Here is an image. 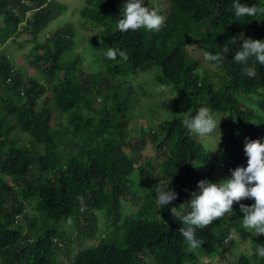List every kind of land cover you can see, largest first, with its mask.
<instances>
[{"label": "trees", "instance_id": "1", "mask_svg": "<svg viewBox=\"0 0 264 264\" xmlns=\"http://www.w3.org/2000/svg\"><path fill=\"white\" fill-rule=\"evenodd\" d=\"M235 2L159 0L151 7L147 0L142 5L165 19L161 30L120 32L123 8L116 0H86L81 16L98 28L87 41L103 67L94 74L84 72L72 54L71 31L59 28L38 42L50 20L64 12L55 0H0V48L30 34L36 70L28 81L7 53L0 56V264H205L203 259L225 263L233 257V264H264L256 254L264 236L255 235L250 256L235 251L234 234L249 230L240 206L253 205L251 199L234 202L222 218L195 229L203 241L195 250H188L179 232L200 181H223L216 175L221 167H247L239 128L264 143V117L256 116L264 112V65L257 63L256 77L249 78L234 61L241 33L264 41V14L237 18ZM239 2L264 7L263 0ZM108 47L124 51L127 59L106 58ZM193 49L225 55L222 66H204ZM149 71H156L158 84L179 88L190 113L174 115L175 105L168 119L147 131L129 129L135 90L147 91L143 79L130 77ZM201 107L230 117L232 129L219 155L205 150L182 124ZM157 189H170L177 198L159 205ZM139 194L137 211L125 215L123 201H136ZM98 212L106 217L107 232L122 231L121 241L107 233L98 238ZM63 221L72 233L60 229Z\"/></svg>", "mask_w": 264, "mask_h": 264}, {"label": "clouds", "instance_id": "2", "mask_svg": "<svg viewBox=\"0 0 264 264\" xmlns=\"http://www.w3.org/2000/svg\"><path fill=\"white\" fill-rule=\"evenodd\" d=\"M146 1L128 0L123 6L122 0H116V7L119 9L123 8L121 10L123 12V18L117 24V29L120 32H127L129 30L136 31L139 29H145L151 32L161 30L165 23L164 17L157 14L156 11H150L147 7L143 6L142 2ZM149 4L151 7L156 6L154 0H149ZM233 8L237 18L264 14V7L255 5L247 6L241 4L239 0H236ZM84 9L85 7L81 11ZM31 15V12L28 13L26 19L30 18ZM86 20L89 21V19ZM51 22L50 20L49 23ZM26 23V20H24L23 25ZM64 29L74 33V39L76 38V31L72 23H70V26L66 25ZM47 38H49V35L46 36ZM16 39V36L12 37L3 48H0V56L6 53L9 43ZM239 40L242 43L240 50L235 52L234 61L243 65L242 72L249 78H255L257 75L256 64L264 65V41L253 40L252 36L251 38L245 39L242 33ZM230 41L236 42L237 38L233 37ZM73 47L71 50H73ZM227 52L228 49L225 47L224 53L226 54ZM104 55L110 60H116L118 55L125 60L127 59V54L124 51H118L112 47H108ZM203 58L205 61L214 62V66L219 68L222 66L225 55L221 53L212 54L204 51ZM249 60H252L251 65H249ZM14 70L19 71L15 69V66ZM259 111L260 113L256 114V116L264 117V112ZM210 112L211 110L209 108L201 107L193 118L184 119L182 124L190 133L199 137L208 136L217 128V122ZM244 151L248 157L246 168L237 167L234 171L230 170L231 178L219 183L202 180L197 185L199 193H192V199L189 202L191 212L182 217L184 226L179 229L180 235L187 244L189 251L199 248L203 243V241L196 238L195 229L204 228L213 221L222 218L226 213L232 211L234 202L238 203L244 199H251L254 201V204L251 206L241 204L240 206V210L244 214L242 219L243 228L252 229L257 236H264V143H261L259 140L246 141ZM176 198L177 193L170 189L168 191L157 189L156 202L159 205L167 206ZM175 209V207L171 209L173 215H175ZM16 220L19 221L20 217L17 216ZM256 254L260 258H264V245L256 248ZM236 255L239 257L240 255L248 254L242 253Z\"/></svg>", "mask_w": 264, "mask_h": 264}, {"label": "rangeland", "instance_id": "3", "mask_svg": "<svg viewBox=\"0 0 264 264\" xmlns=\"http://www.w3.org/2000/svg\"><path fill=\"white\" fill-rule=\"evenodd\" d=\"M128 0H122V5L124 6ZM159 0H154V3H158ZM56 5L63 7L64 12L61 16L54 19L46 29L39 35L38 42H45L47 34H54L59 28H65L66 24L72 23L76 31V38L73 41L74 47L71 52L76 56L77 59H80L81 66L83 67L84 72L96 74L102 70V64L97 59L93 49L90 47L89 42L87 41L88 37L94 35L98 28L94 26L93 23L89 22L81 16V10L86 6V0H55ZM251 38V36L249 37ZM35 42L32 40L30 34H24L18 37L15 41L9 43L6 53L13 61L15 69L23 73V75L29 81L32 77L36 76V70L30 65V61L33 59V48ZM200 58V63L204 66L208 65V61H205L203 58V52L198 49H193ZM156 71H149L143 74L142 77L139 75H132L130 79L140 81L144 80L146 83V92L142 90H135V98L132 97L130 107L135 113V119H132L129 123L128 128H142L148 130L149 126H156L160 124L165 119H168L172 114L174 106L178 105V109L174 111V115H184L188 116L191 110V107L187 106L186 99L181 96L178 87H172L171 85L162 86L157 83L156 80ZM50 97V94H46ZM47 97H43V100ZM45 101H40L42 105ZM188 102V101H187ZM248 103V102H247ZM190 104V103H189ZM132 105V106H131ZM248 105L252 108L258 109L256 102H249ZM214 120L217 122V128L208 136L199 137L193 134L194 138L204 145L205 150H209L214 154L221 153L224 149V144L226 139L229 136L232 125L230 122V117L227 113H210ZM55 118H52L50 121L51 125L55 126ZM252 121V120H251ZM18 131L15 130L11 134H15ZM238 140L241 145L245 146L246 141H251L249 135L244 128L240 127L239 132L237 133ZM152 163L155 164V160H152ZM226 168V169H225ZM225 168H219V175L223 181H226L231 178L230 167L226 166ZM144 191V190H143ZM138 199L136 201L124 200L123 208L124 214L130 215L133 212H136L138 209V204L141 203V194L137 195ZM29 206H27V209ZM106 217L98 212V221H99V232L98 238L103 237L106 233V237L111 240L121 241L122 231H116L115 233L106 231ZM21 223V217H20ZM19 223V224H20ZM59 227L62 231L67 230L69 233H72L73 228L67 222H61ZM113 230V229H112ZM66 231V232H67ZM246 230L243 233H235L236 254H248L250 255L253 251V248L256 244V233ZM250 235V236H249ZM231 256H229L230 258ZM233 260H228L225 263H220L217 259H203L205 264H233Z\"/></svg>", "mask_w": 264, "mask_h": 264}]
</instances>
